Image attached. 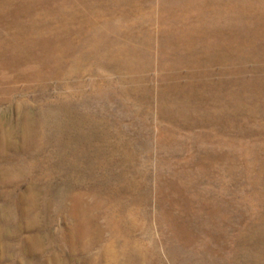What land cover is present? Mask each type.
Segmentation results:
<instances>
[{
    "label": "rangeland",
    "instance_id": "1",
    "mask_svg": "<svg viewBox=\"0 0 264 264\" xmlns=\"http://www.w3.org/2000/svg\"><path fill=\"white\" fill-rule=\"evenodd\" d=\"M0 264H264V0H0Z\"/></svg>",
    "mask_w": 264,
    "mask_h": 264
}]
</instances>
